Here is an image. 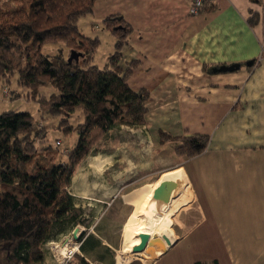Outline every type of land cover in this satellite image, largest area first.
<instances>
[{"label": "crops", "instance_id": "1", "mask_svg": "<svg viewBox=\"0 0 264 264\" xmlns=\"http://www.w3.org/2000/svg\"><path fill=\"white\" fill-rule=\"evenodd\" d=\"M190 6L191 0H98L92 13L97 27L109 15H122L132 29L119 63L131 69V87L149 95L146 123L120 125L107 135L120 133L122 146L126 144L122 151L129 153L121 157L131 166L163 171L159 184L164 178L180 183L160 220L162 236L174 235L172 219L183 195L184 216L202 211L198 224L173 238L172 246H149L147 253L159 251L152 258L131 252L142 260L124 255V264H264V0H213L198 15L190 13ZM254 14H260V21L251 25ZM107 30L114 52L115 37ZM252 60L257 61L253 67L248 64ZM231 64L240 69L217 70ZM206 65L216 72L205 71ZM163 133L208 135L209 143L188 157L176 151L180 141L163 140ZM129 183L121 180L112 198ZM128 195L126 202L138 204L130 198L134 194ZM204 211L214 212L206 218ZM201 226L203 232L190 240ZM109 230L104 222H95L75 257L91 264H120Z\"/></svg>", "mask_w": 264, "mask_h": 264}, {"label": "trees", "instance_id": "2", "mask_svg": "<svg viewBox=\"0 0 264 264\" xmlns=\"http://www.w3.org/2000/svg\"><path fill=\"white\" fill-rule=\"evenodd\" d=\"M97 1L0 0V80L7 88L17 76V84L27 90L25 94L7 88V94L11 99H34L41 118L59 117V127L78 133L67 159L60 161L58 147H40L49 135L41 119L28 111L0 113V264H48L45 245L56 234L85 222L84 209L69 190L79 163L113 128L146 123L149 95L131 87V69L119 63L121 50L129 43L130 24L122 15L103 19L115 37V50L103 67L94 63L99 36H88L80 29L81 18L94 12ZM260 17L254 14L250 24H258ZM47 45L58 46V52L45 53ZM251 62L253 67L257 61ZM205 71L216 72L213 65H206ZM43 86H54L57 92L40 95ZM78 106L83 119L73 125L69 118ZM162 139L180 141L176 151L188 157L200 154L209 143V136L203 134L163 133ZM76 258L78 264H91L84 257Z\"/></svg>", "mask_w": 264, "mask_h": 264}, {"label": "rangeland", "instance_id": "3", "mask_svg": "<svg viewBox=\"0 0 264 264\" xmlns=\"http://www.w3.org/2000/svg\"><path fill=\"white\" fill-rule=\"evenodd\" d=\"M94 21L95 16H93L92 13L81 18L80 29L88 36H99L101 41L94 55V63L100 67H103L107 63L109 54L113 52L114 38L103 24L100 27H97V24L94 23ZM62 48L64 49V55L69 57V50L64 46ZM58 50V46L55 45H47L44 47V52L48 53L49 55H55ZM16 78L17 76L11 78V82L7 84V88H9L11 91L18 90L26 94L27 90L17 84ZM3 84L5 86L6 82L0 80V113L6 111H28L37 119H41L40 125L43 127H49V135L47 140L40 144V147H58L59 150H57L59 152L57 159L60 161L66 160L69 155L68 149H71V147L75 144L78 138V133L75 131L69 132L64 130L63 127H59V122L61 120L59 117L53 118L46 115L41 118V112L39 110L38 103L34 99L26 97L11 99L9 92L7 94L8 89L4 88ZM56 92L57 91L54 86H43L39 90L40 95H45L47 97ZM81 110V106L76 108L71 118H69V123L77 125L78 122L82 121L83 117ZM58 140L62 142L61 145H58ZM122 144L120 133L113 137L108 135L100 137L94 144L89 154L85 156L77 166L76 172L73 176L72 184L69 187L70 193L75 195L74 197L76 199V204L84 209L85 217L84 223L75 226L80 227V236L74 241L79 244L83 232H91L95 222H104V224L108 225V228L110 229L107 235L108 240L109 242L113 243L114 247L117 249L116 254H120L118 257V263L121 261L122 251L127 242V235L125 234L126 220L134 209L131 204L125 201L124 196L128 194V196H131L134 194L130 198L134 199L138 204H140L143 200H138L137 198L148 197V192H150L154 186L159 185L158 181L164 174L162 173L163 171H149L145 167L141 168L140 166H131V161L127 162V160H124L121 157L123 155L126 157V155L129 154L128 152L122 151L123 149L126 150V144L125 146H122ZM106 156L113 157V159L109 158V160H106ZM134 161L135 163H138L136 158ZM126 178L127 180L132 181V183L125 185L121 194L117 196V198H112V194L116 188L115 186L118 185L121 180ZM144 186H147L145 191L142 192V190H138ZM183 197L179 203V211H175V216L172 219V234H174L172 239L184 235L187 230L191 228L190 225L194 226L198 224L202 218V211H190L185 216L183 215L184 211H180ZM213 212L214 211H204L206 218L211 216ZM161 223L162 222L160 221V224L157 223L156 226L162 235ZM186 223L187 226H190L187 229L184 227ZM75 227L69 228L67 231L61 234H56L55 238L45 245L46 262L48 264H58L56 263V247L60 244H63L64 246V244L67 243V238H73V231ZM201 227L195 234L190 236V240L193 241V237H195L198 232H203V227L206 228V224H204L202 228ZM167 228H165V233H168L166 232ZM158 252L155 254H149V256L152 258L153 255L158 254ZM129 255H131L129 258L130 260L132 259L133 261H139V259H141L139 257L133 256L132 254ZM71 259L74 260V264H77L78 258H76L75 255H72L67 260ZM67 260H64V262L61 264H67Z\"/></svg>", "mask_w": 264, "mask_h": 264}, {"label": "bare ground", "instance_id": "4", "mask_svg": "<svg viewBox=\"0 0 264 264\" xmlns=\"http://www.w3.org/2000/svg\"><path fill=\"white\" fill-rule=\"evenodd\" d=\"M148 196L149 198L144 200L139 205L134 201L128 200V203L131 204L134 209L126 220L125 234L127 235V242L122 251L120 264H124V260H126L124 255L131 254V252H133V248L140 244L141 234L150 233L151 236H162L158 231L156 224L160 222L162 214L168 210L169 201L155 197L154 193L152 192H148ZM78 235L80 234L78 233ZM75 239L76 238L74 236L73 238H67V243L64 244V246L63 244H60L56 247V263H62L67 253L77 249V242L74 241ZM143 252L147 253L146 250Z\"/></svg>", "mask_w": 264, "mask_h": 264}, {"label": "water", "instance_id": "5", "mask_svg": "<svg viewBox=\"0 0 264 264\" xmlns=\"http://www.w3.org/2000/svg\"><path fill=\"white\" fill-rule=\"evenodd\" d=\"M73 56V55H72ZM72 58V57H70ZM252 62L248 63L251 65ZM240 69L239 64H231V65H223L219 68L221 72H233ZM180 189V183L173 178H164L158 187L155 189L154 195L155 197L161 198L163 200L169 201L172 196L178 194ZM80 231V227H75L73 231V236L78 239L80 235H78ZM82 232V231H81ZM141 242L139 245L133 248L134 253H141L145 251L149 246L163 245L166 243L168 246H172L175 243V240L168 235H163L162 237L159 235L151 236L150 233H143L140 235Z\"/></svg>", "mask_w": 264, "mask_h": 264}, {"label": "built area", "instance_id": "6", "mask_svg": "<svg viewBox=\"0 0 264 264\" xmlns=\"http://www.w3.org/2000/svg\"><path fill=\"white\" fill-rule=\"evenodd\" d=\"M210 1H213V0H191V6H190V9H189L190 13L192 15H198L199 13H201L202 8L206 4V2H210ZM61 144H62L61 141L58 140V145H61ZM79 244L76 243V245H77V249L76 250H78ZM74 253H75V250L74 251H70L69 253H67V255L64 258V260H67L69 257L74 255ZM64 260H63V262H64Z\"/></svg>", "mask_w": 264, "mask_h": 264}]
</instances>
